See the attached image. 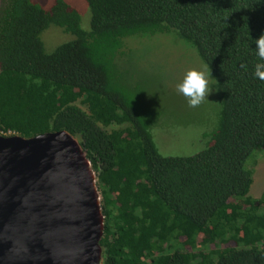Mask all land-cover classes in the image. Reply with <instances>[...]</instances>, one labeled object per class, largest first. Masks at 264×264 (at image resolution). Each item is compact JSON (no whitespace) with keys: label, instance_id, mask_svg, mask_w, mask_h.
I'll return each mask as SVG.
<instances>
[{"label":"trees","instance_id":"trees-1","mask_svg":"<svg viewBox=\"0 0 264 264\" xmlns=\"http://www.w3.org/2000/svg\"><path fill=\"white\" fill-rule=\"evenodd\" d=\"M86 1L89 30L66 0L2 1L0 132L79 139L102 194L103 264H264V190L253 197L247 166L264 151V0ZM51 24L74 38L46 52ZM159 33L192 46L219 88L216 127L192 154L161 153L144 82L119 65L128 38Z\"/></svg>","mask_w":264,"mask_h":264},{"label":"water","instance_id":"water-1","mask_svg":"<svg viewBox=\"0 0 264 264\" xmlns=\"http://www.w3.org/2000/svg\"><path fill=\"white\" fill-rule=\"evenodd\" d=\"M66 130L0 132V264H103L97 172Z\"/></svg>","mask_w":264,"mask_h":264},{"label":"rangeland","instance_id":"rangeland-1","mask_svg":"<svg viewBox=\"0 0 264 264\" xmlns=\"http://www.w3.org/2000/svg\"><path fill=\"white\" fill-rule=\"evenodd\" d=\"M35 1L47 8L55 2ZM66 1L79 11L82 27L89 30L91 10L87 1ZM72 38V33L55 24L42 32L46 52ZM126 51L132 52L128 58L119 59L120 68L132 82H144V87L135 89L141 103L153 112V134L161 153L192 154L204 148L218 121L220 92L196 50L173 33H159L128 38ZM190 70L204 71L209 84L208 98L197 107L189 106L188 98L178 90ZM255 159L251 194L260 197L264 190V151L256 149L247 166Z\"/></svg>","mask_w":264,"mask_h":264},{"label":"clouds","instance_id":"clouds-1","mask_svg":"<svg viewBox=\"0 0 264 264\" xmlns=\"http://www.w3.org/2000/svg\"><path fill=\"white\" fill-rule=\"evenodd\" d=\"M255 53L260 62L255 64L254 77L264 80V35L254 40ZM178 90L188 98L189 106L197 107L209 95V84L204 71L190 70L186 73Z\"/></svg>","mask_w":264,"mask_h":264},{"label":"flooded vegetation","instance_id":"flooded-vegetation-1","mask_svg":"<svg viewBox=\"0 0 264 264\" xmlns=\"http://www.w3.org/2000/svg\"><path fill=\"white\" fill-rule=\"evenodd\" d=\"M2 1H3V0H0V5H1Z\"/></svg>","mask_w":264,"mask_h":264}]
</instances>
